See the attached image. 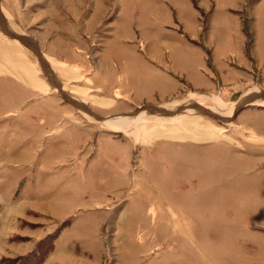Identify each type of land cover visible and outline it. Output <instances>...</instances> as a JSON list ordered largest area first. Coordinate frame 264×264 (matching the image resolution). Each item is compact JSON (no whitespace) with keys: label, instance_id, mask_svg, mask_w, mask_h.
<instances>
[{"label":"rangeland","instance_id":"obj_1","mask_svg":"<svg viewBox=\"0 0 264 264\" xmlns=\"http://www.w3.org/2000/svg\"><path fill=\"white\" fill-rule=\"evenodd\" d=\"M244 1L0 0V264H264V71L209 60L240 15L264 58Z\"/></svg>","mask_w":264,"mask_h":264},{"label":"crops","instance_id":"obj_2","mask_svg":"<svg viewBox=\"0 0 264 264\" xmlns=\"http://www.w3.org/2000/svg\"><path fill=\"white\" fill-rule=\"evenodd\" d=\"M242 2H239V4L235 7V8H231L229 7V9L231 10H236V11H244L245 10V6L243 5L245 3L244 0H241ZM259 1V0H258ZM262 1V0H260ZM243 14V13H242ZM249 18L248 15H245L242 17V15H240L241 18V33L239 34L238 38L236 36L232 37L231 41H230V36L227 35L223 38L222 40V45L219 48V52L216 56V53L213 51L211 52L212 58L209 56V60L211 62H214V66L215 69L217 70V74L219 75V79H220V84H223L222 86H232V85H239L242 80H246L248 81L249 79L246 77L247 74H249V70H252L253 66L256 65L257 69L261 70L262 72L264 71V58H256V55L254 57H252V55L248 54V52L246 50H244V54L241 51V54L238 51V45L241 43V41H243V43L246 45V42L248 40V42L252 41V38H250V31H249V25H245L244 20L245 18ZM250 19V18H249ZM198 29H200V26H196ZM187 32L181 33L183 36H186L187 41L193 42L192 44L194 45H198L200 44L196 39H199L200 37L196 35V32L194 31L191 32V30L189 28L185 29ZM249 31V33H248ZM231 43V44H230ZM208 52V51H207ZM226 54V56L228 57H233V59L226 61L224 63V59L225 56L224 54ZM209 54V52H208ZM230 59V58H228ZM216 60V61H214ZM253 71V70H252ZM178 74L183 75L184 77L186 76V74H184L182 71L177 70ZM246 75V76H245ZM179 76V75H178ZM244 76L246 77V79H244ZM190 78V79H189ZM188 82L190 83V85L192 86V83H195V79L192 77H187ZM186 79V81H187ZM237 79V80H236ZM238 79H241L240 81H238ZM213 83V82H211ZM200 84V83H199ZM197 89H199L196 86H193Z\"/></svg>","mask_w":264,"mask_h":264},{"label":"water","instance_id":"obj_3","mask_svg":"<svg viewBox=\"0 0 264 264\" xmlns=\"http://www.w3.org/2000/svg\"><path fill=\"white\" fill-rule=\"evenodd\" d=\"M0 29L4 32V34L5 35H7L8 37H12V38H15V39H20V40H22V41H26V42H31V40H30V38H28L27 36H25V35H23V34H21V33H16L15 31H13L12 29H10L8 26H6V24L2 21V19L0 18ZM39 57V59H40V62H41V67H42V69H44L45 67H46V65H45V62H44V60H43V58L41 57V55H39L38 56ZM52 76V75H51ZM53 81H55V79L53 78ZM54 83H56V81L54 82ZM55 85H57V84H55ZM56 87H58V86H56ZM63 96H64V93L61 91L60 92ZM254 95H260L258 92H255L254 93ZM65 97V96H64ZM74 105H76L77 107H81V108H85L87 111H89L86 107H85V105H83L82 103H79V102H73V101H71ZM195 105V107H197V108H202L203 109V107L202 106H200V105H196V104H194ZM151 109H155V111H157V112H160V113H172V111H168L167 109H163V107H156V106H151ZM165 110L166 111H168V112H165ZM205 111V110H204ZM92 113V112H91ZM93 114V113H92Z\"/></svg>","mask_w":264,"mask_h":264},{"label":"bare ground","instance_id":"obj_4","mask_svg":"<svg viewBox=\"0 0 264 264\" xmlns=\"http://www.w3.org/2000/svg\"><path fill=\"white\" fill-rule=\"evenodd\" d=\"M76 3V2H75ZM258 97L259 96H257V95H254V93H251L250 95H247V96H245L244 98H243V100H247L246 102H250V101H252V100H254V102H258V103H261V104H264V101H260L259 99H258ZM215 101V100H214ZM145 114V113H144ZM223 116H226L227 115V113H224V114H222ZM138 117V116H137ZM123 119V118H122ZM137 119V118H136ZM127 121V120H126ZM116 122L117 121H115V123L114 122H112V121H110V122H108L107 124H111V125H114V124H116ZM134 122V121H133ZM118 123V122H117ZM127 123V122H126ZM116 126V125H115ZM194 180V179H193Z\"/></svg>","mask_w":264,"mask_h":264},{"label":"flooded vegetation","instance_id":"obj_5","mask_svg":"<svg viewBox=\"0 0 264 264\" xmlns=\"http://www.w3.org/2000/svg\"><path fill=\"white\" fill-rule=\"evenodd\" d=\"M259 92V91H258ZM261 93V92H260Z\"/></svg>","mask_w":264,"mask_h":264}]
</instances>
